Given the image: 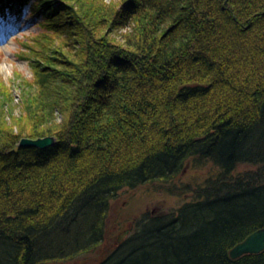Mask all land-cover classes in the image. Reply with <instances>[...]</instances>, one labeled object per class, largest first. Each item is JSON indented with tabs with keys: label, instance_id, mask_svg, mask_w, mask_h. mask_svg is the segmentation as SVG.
I'll return each instance as SVG.
<instances>
[{
	"label": "trees",
	"instance_id": "obj_1",
	"mask_svg": "<svg viewBox=\"0 0 264 264\" xmlns=\"http://www.w3.org/2000/svg\"><path fill=\"white\" fill-rule=\"evenodd\" d=\"M26 9L40 32L17 54L31 78L13 71L28 118H0V264L86 253L118 191L191 159L220 174L98 264H264L229 257L264 228V0H0V21Z\"/></svg>",
	"mask_w": 264,
	"mask_h": 264
},
{
	"label": "rangeland",
	"instance_id": "obj_2",
	"mask_svg": "<svg viewBox=\"0 0 264 264\" xmlns=\"http://www.w3.org/2000/svg\"><path fill=\"white\" fill-rule=\"evenodd\" d=\"M103 1L109 4L116 0ZM39 32L38 20L28 9L17 20L11 15L6 23L0 21V78L8 87L10 97L13 98L11 103L2 102L0 105V118L5 127L12 124L11 118L22 120L28 118V112L16 104L20 101L19 87L13 71H19L22 76L31 78L28 61L17 54L26 51L22 43ZM52 114L59 120L60 115L56 110ZM238 170L242 171L241 168ZM219 174V169L211 162L191 159L184 164L179 175L172 181L148 183L118 191L109 201L100 244L64 264L100 263L108 253L133 233L137 221L150 216H166L176 212L184 204L193 202L197 198L196 191Z\"/></svg>",
	"mask_w": 264,
	"mask_h": 264
},
{
	"label": "water",
	"instance_id": "obj_3",
	"mask_svg": "<svg viewBox=\"0 0 264 264\" xmlns=\"http://www.w3.org/2000/svg\"><path fill=\"white\" fill-rule=\"evenodd\" d=\"M54 137H45L38 139L23 138L18 147H34L37 149H46L55 143ZM121 239V237H120ZM264 251V228H260L248 235L242 242L235 245L229 251V257L236 260L245 255H257Z\"/></svg>",
	"mask_w": 264,
	"mask_h": 264
}]
</instances>
